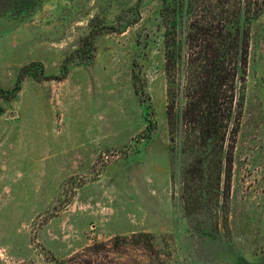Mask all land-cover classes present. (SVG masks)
Instances as JSON below:
<instances>
[{"label": "rangeland", "instance_id": "1", "mask_svg": "<svg viewBox=\"0 0 264 264\" xmlns=\"http://www.w3.org/2000/svg\"><path fill=\"white\" fill-rule=\"evenodd\" d=\"M170 2L0 0V264H264V13L224 203L168 124Z\"/></svg>", "mask_w": 264, "mask_h": 264}, {"label": "trees", "instance_id": "2", "mask_svg": "<svg viewBox=\"0 0 264 264\" xmlns=\"http://www.w3.org/2000/svg\"><path fill=\"white\" fill-rule=\"evenodd\" d=\"M161 11L169 127L179 122L181 151L200 149L183 176L214 177L225 203L232 155L242 115L248 65L249 24L264 13V0H171ZM18 78L15 90L19 88ZM179 106V115H176ZM205 187L212 189L213 184ZM192 190L183 182L181 192ZM183 209L196 199L179 198Z\"/></svg>", "mask_w": 264, "mask_h": 264}]
</instances>
